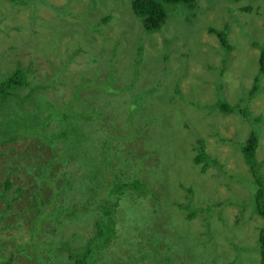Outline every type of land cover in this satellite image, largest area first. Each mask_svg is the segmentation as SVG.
Instances as JSON below:
<instances>
[{"label": "rangeland", "instance_id": "rangeland-1", "mask_svg": "<svg viewBox=\"0 0 264 264\" xmlns=\"http://www.w3.org/2000/svg\"><path fill=\"white\" fill-rule=\"evenodd\" d=\"M48 1L57 4L67 1L64 8L72 10V13L58 18L46 5ZM132 1L0 0V82L21 64V68L29 74L26 85L19 86V91L12 93L2 106L1 130L10 127L8 121L20 125H13L15 129L12 130L11 141L0 138V151L7 150L12 160L20 158L17 154L22 153L25 165L36 171L35 163H52L48 175L59 187L57 196L69 194L73 188L82 190L80 196L73 198L78 200V205L72 209V215L64 217V222L68 225L64 228L60 224L56 225L53 237L55 241H59L58 252L62 257L57 254L54 263L75 264L63 247V239L67 238L69 241L73 231L81 230L84 238L82 243L86 247L89 236H93L99 226L96 221L101 214L96 207L103 202L107 191L115 187L113 191L118 194L122 189L126 192L127 199L121 201L130 204V207L122 210L120 206L114 211L116 224L111 225L116 230L113 227L110 229L114 230L118 237L112 241L113 246L110 245L109 249L101 251L100 260L105 257L107 260L114 253L124 252L128 255L124 256L125 261L122 259L121 264H164V259H174L172 254L178 250L184 254L186 264H260L256 257L250 256L248 249H245L246 255L240 258L234 256L240 246L238 241L257 237L259 229L264 227V219L258 217L257 223H245L240 226L237 221H224L226 206L231 207V201H226L229 189L225 185L220 183L214 187L217 191L214 203L223 201L224 210L220 208V211L211 210L210 213L198 212L196 219L192 221L185 218V215L189 214L188 210L176 209L175 201L177 199L179 205L189 203L182 199L181 194L184 188L190 186L188 182L198 185L206 183L203 168L197 166L193 160L188 161L189 154L197 152L193 146L197 147L198 140L205 144L207 161L218 156L222 164L226 162L235 172L249 176L245 166L248 164L241 155L242 151L238 156L241 149L240 140L243 143L248 134L258 132L256 154H260L256 156V160L260 173L264 176V75L259 76V90L254 94L249 93L259 70L258 49L264 41V0H201L202 6L208 1L211 7L206 11H203V8V12L198 14L197 4L188 8L182 5H167L171 13L168 14L166 24L160 30L145 32L148 36L145 35V40L138 46L136 45L143 29L141 20L132 8ZM229 6L233 9L229 15L234 18L227 23L229 39H239L231 51L219 48L217 36L208 30L222 27L221 21L226 19ZM247 7L249 9H245ZM240 9H243V13L237 22L236 15ZM106 13L112 18L109 22L100 24ZM220 14L222 18H219ZM84 19L90 21L91 26L87 27ZM241 38H246V43H243ZM166 39H170L171 44L164 46ZM121 40L125 41L126 45L128 42V46L120 43ZM254 43L259 46L250 47ZM143 50V63L161 65L167 70L171 67L169 78L163 74L167 79L163 85L155 71H149V75L143 79L146 84L154 81L155 85L156 82L159 83L161 86L157 88V93L150 92L151 87H145L141 93L132 89L135 82L134 72L138 71L134 65ZM208 62L215 67H211ZM60 70L63 72L56 78L59 79L58 82L50 85ZM173 75L179 81H174L176 83L171 86L170 79ZM82 80L84 84L77 89ZM224 86H228L227 90H223ZM58 89H61V94L57 92ZM141 94L145 101H148V106L158 110L159 114L143 115L133 111L132 101L138 99ZM87 98L88 100H85ZM169 98L178 101L174 103L173 100L171 103ZM221 98L231 105L238 106L242 115H224L223 112L215 110L218 108L216 103ZM52 99L55 100L54 103ZM57 99L58 102L63 100L64 105H57ZM179 102L186 105L189 123L192 125L191 130L184 131V138L178 136V129H170L167 116L161 113L165 110L164 114L167 112L174 118L170 123L175 120L182 121L184 118L179 110ZM123 104L124 110H131L135 114L128 125L124 120L125 111L118 114L111 111L117 110ZM107 111H111V114L108 115ZM208 112L212 115L208 116ZM89 113L92 115L87 119L85 116ZM143 116L155 118L152 123V140H149L147 130L142 136L141 128L136 126ZM147 122L141 120L140 126L146 127ZM33 123L47 124L56 137L60 136L61 142L55 137L49 138L48 131L39 130L43 133L39 134L38 129L32 127ZM254 127L257 131H254ZM130 129L136 136H140L130 138ZM166 129L171 133L165 132ZM228 137L236 139L231 151L226 146ZM66 144L68 145L65 146ZM122 144H127L126 152L137 156L122 157L120 152H114ZM55 149V159L49 158L46 154L54 152ZM155 150H161L165 154L175 150L183 157L182 164L178 166L179 170L173 172L170 180L167 179L168 171L164 164L159 172L151 173L150 169L158 163L156 158H165L162 154H154ZM138 156L144 160L137 159ZM167 157L171 158V153H167ZM17 161L20 160L15 159L14 163ZM128 164L135 170L134 177ZM115 166L117 172L124 174L119 184L114 182ZM147 166L150 173L145 170ZM198 167L201 168L197 170ZM191 168L197 172L194 173ZM169 170L174 171L173 168ZM213 170L215 172V168ZM183 173L188 177V182L177 176ZM209 175L208 172L207 176ZM162 180H168L166 186ZM127 185H136V188ZM231 185H240V181H233ZM241 186L248 194L254 195L255 181L245 180ZM205 192L212 195V186L207 185ZM84 197L85 208L80 206ZM96 199L98 203L95 207ZM129 199H132L131 202H127ZM245 202L247 203H239L240 209L243 204H248L252 213L254 205L251 198ZM19 211L22 209L11 205L6 215L8 217L0 223V236L5 244L2 245L0 253L6 259L9 254L14 253L20 256L19 264H29L26 262L27 257L19 251L24 246L26 235L29 234L25 225L17 223ZM74 214L81 215L78 220L81 221L80 224L73 221ZM118 219L128 224V227L123 229L122 222L118 223ZM203 219L216 225L214 233L208 222L210 234L199 231ZM173 223L177 227L178 235ZM224 223L229 225L228 229H232L230 232L222 227ZM130 236L135 237L132 240L136 247L126 251L123 241L130 239ZM232 237L236 238L231 239ZM136 239L138 242L134 241ZM230 239L236 245L231 251L227 247ZM193 245L194 254L189 253L194 250ZM156 248L159 252L155 255ZM40 250L42 252L43 249ZM39 255L36 250L35 256ZM110 261L116 262L113 259ZM175 264H182V260Z\"/></svg>", "mask_w": 264, "mask_h": 264}, {"label": "trees", "instance_id": "trees-1", "mask_svg": "<svg viewBox=\"0 0 264 264\" xmlns=\"http://www.w3.org/2000/svg\"><path fill=\"white\" fill-rule=\"evenodd\" d=\"M67 1L61 2L59 4L54 3L52 1H48L46 3L47 6L51 8V11L57 15V17H64L65 15L67 16L69 13H72L70 10L64 8V4H66ZM197 4V5H196ZM132 5L134 8L135 13L137 14L138 18L141 20V28L142 35L138 39L137 45L141 43V41L145 40L144 36L147 37V33H151L153 31H157L162 29L163 25L166 24L168 16L170 15L171 11L168 9L167 5H182L183 7H191L193 5H196V12L201 13L203 11H206V9L211 7V3L207 1V4L202 6L201 0H133ZM220 5V4H219ZM204 10L202 11V9ZM245 9H249L248 7ZM232 7H228V13L226 16V19L223 21V26L220 28H209L208 30L209 33L213 32L217 37L221 39L222 42V47L223 49L226 50H231L233 48V45L228 43L227 38H229V34L226 35V29H223L227 27L228 20L234 19L233 17H230L229 13L231 12ZM7 14V13H6ZM169 14V15H168ZM221 14L219 15V18ZM112 16L105 15L102 18L101 23H107L110 21ZM218 18V19H219ZM109 20V21H108ZM237 21V19H236ZM239 22V20L237 21ZM236 22V23H237ZM84 23L86 24L87 27L91 26V22L88 21L87 19H84ZM143 26V27H142ZM95 28V27H93ZM141 39V40H140ZM109 40V38H108ZM120 43H124L126 45L125 41H122ZM171 44L170 39H166L165 45ZM257 45V43H254ZM253 44V45H254ZM59 46V45H58ZM127 46V45H126ZM260 53H259V70L258 74L254 78V85L249 88V93L254 94L256 91L259 90V84H258V79L259 76L264 75V41L260 45ZM142 52V51H141ZM189 54V52H188ZM145 54L144 50L141 54V56L137 59V63L134 65L138 69V71L134 72V78L133 80L134 85H133V91L137 93H141L144 91L145 87H151L150 92H159L158 87L161 85L156 82V85L154 82L146 84L143 79H145L149 75V71H160L162 69L167 70V68L162 67L161 65H156L152 64L151 66L145 67L144 63L142 60H144ZM211 67L213 64L211 62H208ZM22 65V64H21ZM21 65L19 68H17L14 72H12L11 75L7 76L5 79H3L0 82V114L2 113V106L4 102L11 96L12 93H17L18 87L19 86H25L26 83L28 82L29 79V74L25 73V70L21 68ZM113 69L115 67H112ZM141 68V70H139ZM170 70L171 67L169 66L168 70L166 73H169L170 75ZM63 72V70H60L57 74L56 77H54L51 80V84H55L58 82L59 79H56L57 77L60 76V74ZM176 79V80H174ZM173 81H179L178 78L171 76L170 79V85L174 84L176 82ZM40 84L41 82L38 81ZM81 85L84 84V80H82ZM133 83V82H132ZM164 83H162L163 85ZM150 85V86H148ZM142 86V87H141ZM16 87V89H15ZM50 87V86H49ZM48 87V88H49ZM141 87V90H140ZM15 89V90H14ZM154 90V91H153ZM42 92V91H41ZM166 97L163 99L165 100ZM48 100V99H45ZM85 100H88L85 99ZM177 102V99L169 98V101L171 103ZM179 100H181L179 98ZM55 100L52 99V102L54 103ZM133 106L132 109L135 113L141 114L144 112L145 108L148 106V101H145L143 95L141 94L138 99H135L132 101ZM217 104L216 108L217 110L225 113H239L242 110L238 108L235 104L231 105L228 103V101L225 99V102L221 98L220 101ZM106 105V104H105ZM124 104L120 105L117 110H111L115 113H124L126 112V117H124L126 125H128L134 118L135 114L133 111L129 110H124L123 109ZM179 110L181 114L189 118V115L187 113V107L185 104L180 103ZM165 110H162V114H164ZM63 114V112H61ZM65 115V114H64ZM91 113L87 114L85 117L87 119L91 118ZM146 115V114H144ZM152 115V114H151ZM155 115V114H153ZM130 116V117H129ZM141 120H147V126L144 127L142 126L140 134L145 135V130L149 128V130H152V123L155 120V118H150L143 116L141 117ZM151 123V125H148ZM10 127L6 128L4 131L1 130L0 128V138L4 137L11 141L12 137V130H14L13 122H10L8 124ZM168 125L172 131L176 130L180 126V121H173V122H168ZM183 126L186 129H189V124L186 121H183ZM191 129V128H190ZM189 129V130H190ZM257 131V130H254ZM165 132H168L169 134L171 133L170 130L166 129ZM258 132L253 133L252 136H254V140L258 139ZM152 132L148 134L149 140H152ZM140 135L138 134L136 136L135 132L130 129L129 137L130 138H136L139 137ZM129 141V139L127 140ZM119 144V140H117ZM247 144L251 147L248 150L244 147H242L248 157L253 158L252 155L256 154L257 150V143L252 144L250 142H247ZM204 142L202 140H198V145L197 147L193 146V149L197 150V155L194 158V163H196L197 166H200L203 161L206 160L205 156V147H204ZM1 147V146H0ZM56 147V146H55ZM9 149V148H8ZM120 152L122 157L126 156H137L136 154L132 152H126L128 151V146L127 144L124 146L122 144L118 149H116L114 152ZM242 151V150H241ZM162 154L164 159L162 157L156 158L158 163L156 164L153 169H150L151 173H156L159 172L163 164L166 166V170L168 171L167 179L170 180L171 176H173V172L178 171L180 164H182V159L183 157L180 156L175 150H172L167 153H171V158L167 157V153L161 151V150H155L154 154ZM0 154H2V158L7 157L8 153L7 150L5 151H0ZM23 157V154L20 156ZM182 158V159H181ZM137 159L139 160H144L142 157L138 156ZM116 160V159H115ZM184 160V159H183ZM192 161V155L189 154L188 161ZM43 161L37 162V171L32 169L27 165V169L24 167H20L18 163L14 164H4L3 162L0 163V223L3 221L4 218H7L6 216L11 209V205L15 206L17 209L21 207L22 211L20 212V217L17 221L18 224H23L25 225V230L29 232L28 235H26V240L24 243V246L22 249L19 251L21 252V255H25L27 257V261L29 264H55L54 260L57 257V254L62 257V255L58 252V242L54 240V233L57 229V224L62 225L64 228L65 226L68 225L67 222H64L66 219L64 218L65 216H71L72 215V209L76 208V205H78V200L75 201L73 198L77 195H81L82 191L81 189H76L73 188L72 192L66 195H62L60 197L57 196V189H59L57 183H54L51 180V177L48 175V171L45 167V165L42 164ZM247 162L250 164L252 172L254 174V181H255V186H256V191L254 193V201H255V209L253 210L252 213H248L249 215L248 220L251 221L252 223H257L258 222V217L260 216L264 219V177L258 173L257 170V165H259L258 162H256L253 159H248ZM111 163V162H109ZM114 160H112V164H114ZM117 165V164H115ZM130 167V172L132 176L134 177V172L135 170L132 169L131 164H128ZM142 168V167H141ZM145 167V170L149 172V169ZM169 168H173L174 171L170 172ZM203 168V173H204V179L206 180V183L202 182V185L195 184L193 182H188L186 177V174L183 173L182 175H177L180 178L184 179V181L188 182L190 186L184 188L182 191V199H185L188 204H180L179 201L176 199L175 203L177 206L176 209H179L180 211L183 209H186L189 211L188 215H185V218L188 219V221H192L196 219L198 212L203 213H210L212 212L211 206L209 205L208 201H213L215 199L217 191L214 190V187L220 183H222V177L224 175L222 166L220 165V162L217 160H212L208 162L205 166H202ZM211 168H215V172H210L209 170ZM116 171L114 170V174L116 176V180H114L115 183L119 184L120 180L124 178V174L122 172H117L118 169L115 166ZM192 169V168H191ZM197 169V168H196ZM209 169V170H208ZM122 170V168H121ZM193 170V169H192ZM194 171V170H193ZM129 172V171H128ZM129 172V173H130ZM197 172V170H196ZM194 171V173H196ZM210 173L209 176H207V173ZM150 173V172H149ZM121 178V179H120ZM200 184V182H198ZM135 184V183H133ZM136 184L138 185V181H136ZM36 185L42 189L41 193H37L36 191ZM212 186V195H208L205 192V187L206 186ZM130 185H127L129 187ZM79 187V185H78ZM131 188H136V185H131ZM121 186L118 188L120 189ZM115 187L109 189L107 191L106 197H104L103 202L98 203V200H95V207L98 208L99 212L101 213L100 218L96 221H99V226L96 228V232L92 234L93 236H89V240L87 241L86 247H84V244L82 243L84 238L82 237V232H72L68 239H63V245L64 248H66L69 258L74 260L75 264H121V260L124 259V256H127L128 254H125L124 252H120V254L114 253L113 256H110L107 260L106 257L103 260H100V254L101 251L103 252L104 250L109 249V246L112 245V241H115V239L118 237V235L115 233V231L111 230L108 225L103 221V219L111 214L113 215L114 211L118 209V207H122V210L130 206L128 203H124L121 200H126L128 195H126V192L124 190H119V194L114 192L113 190ZM231 189V186H230ZM229 189V191H230ZM185 195V196H184ZM78 197H76L77 199ZM176 197H174L175 199ZM132 200V199H131ZM129 199L127 202H131ZM62 201V202H61ZM156 200H154L155 202ZM44 204V205H43ZM127 204V206H126ZM74 206L71 208V206ZM80 206H84L85 208V197L84 201L80 204ZM181 206V207H180ZM1 207H3L1 209ZM173 207V206H171ZM170 210H173V208H170ZM184 211V210H183ZM76 214V213H75ZM73 215L72 218H74V222H78L80 220L81 215ZM203 218V217H201ZM224 221L230 222L231 219L227 216L224 215L223 218ZM244 220V217H241V221ZM116 224V223H115ZM138 226V225H137ZM174 230H176V235H178V230L176 225L173 223ZM203 229H202V228ZM199 227V231L202 233H207L204 226L201 225ZM1 229V228H0ZM116 230V229H115ZM198 231V230H197ZM26 232V234L28 233ZM91 237V238H90ZM211 238V237H210ZM135 237H131L130 239H126L123 241V246L125 247L126 251L132 250L136 247L134 244L133 240ZM173 240V238H171ZM254 239V238H253ZM138 239L134 240L135 242ZM174 241V240H173ZM1 240L0 236V250L3 249V246L5 244ZM195 243V242H194ZM259 249H260V264H264V227L259 229ZM73 244L72 246H70ZM187 245V240L186 243ZM185 245V247H186ZM113 246V245H112ZM92 247H95L96 249H92ZM154 248V247H153ZM194 250H190L189 253H195V247L193 245ZM40 249H43L42 252ZM249 251H252V248H247ZM38 250V253L40 255L37 257L35 256V251ZM153 251V250H152ZM155 255L157 252H159V249L156 248L155 250ZM185 252V249H184ZM154 255V256H155ZM9 258H5V256L0 253V264H19L18 260L20 259V256H16L14 253H11L8 255ZM174 259L167 261L164 259V264H175L178 260H182V264H186L184 260V254H181L178 250L172 254ZM18 258V259H17ZM110 259L115 260L116 262H111ZM125 261V259H124ZM102 262V263H100ZM64 264V263H60Z\"/></svg>", "mask_w": 264, "mask_h": 264}, {"label": "clouds", "instance_id": "clouds-1", "mask_svg": "<svg viewBox=\"0 0 264 264\" xmlns=\"http://www.w3.org/2000/svg\"><path fill=\"white\" fill-rule=\"evenodd\" d=\"M242 10L243 9H240V11H238V13H237V15H236V19L237 20H239V19H241V16H242ZM222 23V25L221 26H223V21H221ZM128 42H127V46H128ZM253 46V44L252 45H250V47H252ZM254 48V47H253ZM125 50H127V47H126V49ZM259 50V49H258ZM152 64H154V63H144V65H145V67H148V66H151ZM156 72V71H155ZM157 74H159L158 76H159V81H161V82H163V83H165L166 81H167V79H165L164 77H163V74H166L167 75V77L169 78V73H166V71H164V70H160V71H157L156 72ZM174 82V81H173ZM175 84V83H174ZM173 84H171V86H172ZM142 87V86H141ZM141 87H140V90H141ZM227 88H228V86H224V88H223V90H227ZM225 92V91H224ZM223 98H225L224 96H222ZM225 102V101H224ZM179 106H180V102H179ZM215 110H217V109H215ZM217 111H219V110H217ZM219 112H221V111H219ZM61 113V112H60ZM107 113H108V115L109 114H111V111H107ZM222 113V112H221ZM224 114V113H223ZM222 114V115H223ZM227 114H232V113H225L224 115H227ZM239 114H241V112H239ZM163 115H165V116H167V118H168V122L169 121H171V120H174V118L172 117V116H170V115H168V113L167 112H165V114H163ZM183 115V114H182ZM210 115H212L210 112H208V116H210ZM242 115V114H241ZM57 116H59V114L57 115ZM183 120L182 121H180V126H179V128H177L178 129V136H180L181 138H184L183 137V133H184V131L185 130H189L190 128L192 129V125L189 123V118L188 117H186V116H184L183 115ZM245 119H250V118H248V117H245ZM183 121H186V122H188V124H189V129H186L184 126H183ZM8 124H10V122L8 121ZM17 124H19V123H16V122H13V125H17ZM168 124V123H167ZM20 125V124H19ZM136 126L137 127H139V128H142L141 126H140V120H138V122H137V124H136ZM32 127H34V128H37L38 129V132H39V130L40 131H45V132H47L49 135V138L51 137V138H53V137H55V138H57L58 139V142H61L60 140H59V138H60V136L58 137H56L52 132V130L51 129H49L48 128V125L47 124H45V123H33L32 124ZM190 129V130H191ZM254 129H255V127H254ZM147 130V132H148V134H150L151 132H152V130H149V128H147L146 129ZM145 130V131H146ZM256 130V129H255ZM39 134H43V133H40L39 132ZM246 135V134H245ZM244 135V136H245ZM62 138V137H61ZM128 140V139H127ZM235 141H236V139H235V137L234 138H227V144L228 145H226L227 146V148L231 151V148H232V146L234 145V143H235ZM247 142H250V143H252V144H256V143H258V139L256 140V142H255V140H254V136H252L251 134H248V136H247V138H246V140L242 143L241 142V140H240V143H241V149L238 151V156H239V152H241V150H242V152H241V155L243 156V158H244V160H245V162L248 164V165H245L244 163V165L248 168V171H249V176L247 175V174H243V173H239V172H235L234 170H232L229 166H228V164L225 162L224 164H222L221 163V160H219L218 159V156H215L212 160H217V161H219L220 162V165L222 166V169H223V173H224V175H223V177H222V184L223 185H225L226 186V188H228V189H230V186L232 187L233 185H231V182H233V181H237V180H239V179H243L244 180V182H245V180H249V181H253L254 182V174H253V172H252V169H251V166H250V164L247 162V158L248 159H253V160H255L256 162H257V160H256V156L257 155H259L260 154V152H258L256 155H252L253 156V158H251V157H248L247 155H246V153H245V151H244V149L242 148V147H244V148H246L247 150L249 149V148H251L248 144H247ZM68 144H66L65 146H67ZM204 147H205V145H204ZM14 149L16 150V148L14 147ZM56 149H57V146H56ZM56 149H55V151L53 152V151H50L48 154H46L47 156H49V158H51V159H55V157H54V154H55V152H56ZM204 150H206V149H204ZM42 152V151H41ZM8 153V152H7ZM43 153V152H42ZM53 154V155H52ZM194 154H197V152L196 153H193V154H191V155H194ZM19 157L22 155V153L21 154H17ZM207 154H205V156H206ZM0 157H1V160H2V162L4 163V164H14V160L15 159H18V160H20L19 162L17 161V163L19 164V166L21 167V165L22 164H25V158H23V157H20V158H14V160H12L11 159V156H10V154L8 153V156L7 157H4V158H2V154H0ZM231 158H233L232 157V155L230 156ZM211 160V161H212ZM243 160V161H244ZM21 161H23V163H21ZM16 163V162H15ZM52 163H50V162H46V161H44V165H45V167H46V169H47V171H49V167H50V165H51ZM201 167H202V165H200ZM257 170H258V173L260 174V175H262L261 173H260V168H259V165H257ZM212 172H214V170H213V168H212ZM263 176V175H262ZM264 177V176H263ZM162 182H163V184L166 186V184H167V182H168V180H166V181H164V180H162ZM254 190L256 191V186H254ZM254 191V192H255ZM229 193H230V191H229ZM250 198H251V200H252V204L254 205V209H255V201H254V196L252 195V196H250ZM229 201H230V199H228ZM227 200V201H228ZM246 206H249L248 204H243L242 205V208L243 207H246ZM128 207H130V206H128ZM169 208H171V207H169ZM101 214V213H100ZM257 217H259V218H261V219H263L262 217H260V216H257ZM103 221L106 223V224H109V225H111V224H114L115 225V219H114V217H113V215H111V214H109V215H107L104 219H103ZM119 222H122L121 220H119L118 219V223ZM207 222L208 223H210L211 224V226H212V229H213V233H214V226H216V225H213L211 222H209L208 220H206V219H203L202 221H201V225H203L204 226V228H205V230H206V234H210V232H211V228H210V226L207 224ZM246 222H243V224H245ZM109 228L110 227H113L112 225L111 226H108ZM126 227H128V224H126V223H124V222H122V228L123 229H125ZM222 227H224V228H226V229H228L229 228V225L227 224H225L224 223V226H222ZM114 229H115V227H113ZM234 229V228H233ZM229 230V232L232 230V229H228ZM246 232H247V230H246ZM250 232V230L248 231V233ZM134 234V233H133ZM233 238H236V237H232L231 239H233ZM254 238V239H253ZM231 239L229 240V242L227 243V247L229 248V250L231 251L232 249H234V248H236V245L234 244V243H232L231 242ZM258 240H259V232H258V235H257V237H248V240H246V241H243V242H240V241H238L239 243H240V246L239 247H237V250H236V253H237V255L236 256H234V257H237V258H240V257H242V256H244V255H246V252H245V249H247V248H252V251H249L248 253L250 254V256L251 257H256L258 260H259V262H260V249H259V243H258ZM232 253V252H231Z\"/></svg>", "mask_w": 264, "mask_h": 264}, {"label": "water", "instance_id": "water-1", "mask_svg": "<svg viewBox=\"0 0 264 264\" xmlns=\"http://www.w3.org/2000/svg\"><path fill=\"white\" fill-rule=\"evenodd\" d=\"M56 91V90H55ZM57 92L58 93H62L61 92V89H58L57 90ZM63 99V98H62ZM64 102H63V100H60L59 102H58V99H57V105H61L62 104V106L64 105L63 104ZM59 112H61V111H59ZM142 114L144 115V114H146V115H151V114H159V111L158 110H156V109H153L151 106H148L146 109H145V111L144 112H142ZM160 119H162V118H160ZM140 121H141V118L139 119ZM205 154H206V150H205ZM196 155L197 154H194V155H192V160H193V162H194V158L196 157ZM211 161V160H210ZM210 161H207V160H205V161H203L202 163H201V165L202 166H205L208 162H210ZM42 164L44 165V161L42 162ZM22 167H24V168H26L27 169V166L25 165V164H22L21 165ZM201 167H198L197 168V170L198 169H200ZM32 169H34V168H31V170ZM209 170V169H208ZM210 172H212V168L209 170ZM237 181H240V185H234V186H232L231 187V189H230V193H229V196H228V198H227V200L228 199H230V201H231V207H229V206H226V212H224V214L226 215H228V217L231 219V220H233V221H237L238 222V225L240 226V225H243V222H246V223H248V224H252V222L251 221H249L248 220V217L246 216L248 213L250 214V211H249V206H246V207H241V209H240V207H239V203H247V202H245V201H247V200H249V198H250V196H252V195H250V194H248L244 189H243V187L241 186V184L242 183H244V180L241 178V179H239V180H237ZM215 190V189H214ZM36 191H37V193H41L42 192V189H40V187L38 186V185H36ZM215 199H217V193H216V196H215ZM214 199V200H215ZM226 200V201H227ZM252 201V200H251ZM208 203H209V205L211 206V209H212V211L214 212V210H218V211H220V208L222 209V210H224L223 209V206H222V204H223V201H221L220 203H214L213 201H208ZM21 208V207H20ZM248 214V215H249ZM241 217H244V220L243 221H241ZM78 224H80L81 223V221H78L77 222Z\"/></svg>", "mask_w": 264, "mask_h": 264}, {"label": "bare ground", "instance_id": "bare-ground-1", "mask_svg": "<svg viewBox=\"0 0 264 264\" xmlns=\"http://www.w3.org/2000/svg\"><path fill=\"white\" fill-rule=\"evenodd\" d=\"M251 7V6H250ZM105 15H107V13L105 14ZM105 15H103V17L105 16ZM224 29H226V35H228V34H230L229 33V31H228V26L227 27H225ZM66 36V38H68V36L67 35H65ZM229 36V35H228ZM217 39H218V43H219V48H223L222 47V42H221V39L219 38V37H216ZM242 40H243V43H246V38H241ZM227 41H228V43H230L231 45H233V47L235 46V44H238V42H239V39H229V38H227ZM254 46L255 47H257V46H259L258 44L257 45H255L254 44ZM233 49V48H232ZM231 49V50H232ZM226 50V49H225ZM231 50H227V51H231ZM259 59V58H258ZM259 63V62H258ZM260 65V64H259ZM88 83H92V82H88ZM87 83V84H88ZM82 85H81V83L77 86V89H79L80 87H81ZM133 219V218H132ZM99 222V221H98ZM81 231V230H80ZM120 232V231H119ZM83 233V232H82Z\"/></svg>", "mask_w": 264, "mask_h": 264}]
</instances>
